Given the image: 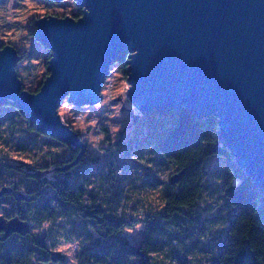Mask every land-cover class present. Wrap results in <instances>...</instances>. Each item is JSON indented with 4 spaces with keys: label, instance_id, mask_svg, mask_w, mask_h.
I'll use <instances>...</instances> for the list:
<instances>
[{
    "label": "trees",
    "instance_id": "obj_1",
    "mask_svg": "<svg viewBox=\"0 0 264 264\" xmlns=\"http://www.w3.org/2000/svg\"><path fill=\"white\" fill-rule=\"evenodd\" d=\"M43 1L54 16L63 17L65 7L71 17L81 16L76 0ZM0 28L10 26L3 22ZM30 47L25 89L36 92L46 76L34 75L31 58L48 60L49 53L35 35ZM126 60L123 53L111 65L123 79ZM217 129L215 118L198 119L185 109L151 112L116 132L103 128L107 147L101 155L79 156V149L40 133L16 104H1L0 145L20 139L15 150L0 148V180L6 168L27 170L30 233L0 248V264H38L44 249L62 240L77 244L75 264H164L170 249L196 232L204 234L200 222L208 218L197 209L212 159L223 164L218 190L235 211L214 264H264V197L236 168ZM11 151L26 154L27 163L10 165ZM64 167L69 168L60 171ZM181 171L171 185V175ZM137 225L139 238L133 241L125 234ZM185 254L174 257V264H191Z\"/></svg>",
    "mask_w": 264,
    "mask_h": 264
},
{
    "label": "water",
    "instance_id": "obj_2",
    "mask_svg": "<svg viewBox=\"0 0 264 264\" xmlns=\"http://www.w3.org/2000/svg\"><path fill=\"white\" fill-rule=\"evenodd\" d=\"M76 1L79 18L46 15L34 23L49 53L36 92L22 87L17 45L0 47V105L16 104L40 133L81 156L93 141L63 116V100L100 102L109 72L117 74L110 66L125 53L126 96L137 111L128 110L130 117L185 109L215 118L236 168L264 197V0ZM0 231L1 240L25 236L30 224L0 216Z\"/></svg>",
    "mask_w": 264,
    "mask_h": 264
},
{
    "label": "rangeland",
    "instance_id": "obj_3",
    "mask_svg": "<svg viewBox=\"0 0 264 264\" xmlns=\"http://www.w3.org/2000/svg\"><path fill=\"white\" fill-rule=\"evenodd\" d=\"M53 9L57 8L53 7ZM51 10L43 0H0V25L4 22L10 26L9 30L0 28V47L6 44L17 45L18 52L25 53V57L21 56L16 67L24 88L29 82L26 69L30 60L27 63V54L34 38V23L39 18L52 15ZM69 10L70 7L60 9L62 13H65L64 16H70L68 15ZM36 55V58H31L33 60L34 75L39 78L47 76L45 63L47 59H42L43 56L40 54ZM111 67H116V65ZM127 88L126 79H123L122 74L117 69V74L109 72L108 80H105L102 87V100L97 104L75 105L70 102L67 105L63 103L61 113L66 120L71 126L83 130L85 140L93 141L87 150L90 156L101 155V152L107 147L103 128L113 133L134 121L128 110H133L135 114H137V111L126 96ZM119 98L122 99L121 102ZM122 107L125 108L124 111L121 110ZM18 139L20 137L17 136L14 141L11 139L12 141L7 143L3 142L0 148L8 145L12 150H15ZM26 156V154L17 155L15 151H11L10 165L16 167L15 165L19 163L26 164L28 161ZM210 165L212 172L206 174V187L197 209L202 219L208 218V220H201L200 222L199 228L200 230L205 229L204 234L199 235L196 232L195 235L184 239L180 248L174 246L169 250L170 256L164 264H174L176 262L174 257L183 256L186 252V258L190 260L191 264H214V254L217 249L221 248L222 242L226 241V230L235 211L227 207L218 190L224 180L221 170L223 164L216 159H212ZM4 174L5 181L12 179L9 178L6 171ZM139 228L137 225L135 228L129 229L125 234L126 237L133 241L138 240ZM56 249L67 255L68 264H75L73 255L77 251L76 243L62 240ZM157 258H160V256H157ZM170 258L172 262H170Z\"/></svg>",
    "mask_w": 264,
    "mask_h": 264
},
{
    "label": "flooded vegetation",
    "instance_id": "obj_4",
    "mask_svg": "<svg viewBox=\"0 0 264 264\" xmlns=\"http://www.w3.org/2000/svg\"><path fill=\"white\" fill-rule=\"evenodd\" d=\"M81 140L83 141L82 138ZM5 170L9 178L12 179L5 181V176H2V180H0V216L6 220L19 217L27 222V171L15 170L13 167ZM20 179L23 180L21 181ZM2 236L3 231H0V238ZM18 237H27V235L21 236L18 233H13L5 240L0 239V248L7 245L9 243L7 241L17 240ZM44 252L46 256L41 255L40 260L44 262L53 261V264H68L67 255L53 246H48L44 249Z\"/></svg>",
    "mask_w": 264,
    "mask_h": 264
}]
</instances>
